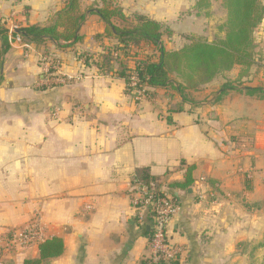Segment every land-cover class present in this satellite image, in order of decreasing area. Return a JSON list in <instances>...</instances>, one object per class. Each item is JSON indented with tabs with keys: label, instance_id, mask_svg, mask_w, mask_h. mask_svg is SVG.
<instances>
[{
	"label": "crops",
	"instance_id": "0c3cea01",
	"mask_svg": "<svg viewBox=\"0 0 264 264\" xmlns=\"http://www.w3.org/2000/svg\"><path fill=\"white\" fill-rule=\"evenodd\" d=\"M209 1L112 0L125 16L142 14L162 24L166 50L179 49L190 37H216L203 26ZM94 2L102 4L81 0L79 38L58 49L51 42L17 43L6 26L52 24L63 0H0L8 46L0 55V264L38 257V243L53 236L64 249L49 264H138L149 258L151 221L146 217L143 227L135 220L132 175L145 168L162 184L181 182V161L193 165V182L187 189L169 188L180 211L168 233L184 250L177 263L163 264L264 258V37L255 44L257 64L236 65L182 92L172 76L167 88L147 87L149 95L135 102L117 75L131 59L98 68L117 39L106 35ZM223 37L219 31L217 38ZM44 47L61 62V73L72 77L68 84L38 86ZM142 52L150 48L144 45ZM82 54L90 56L88 65L75 60ZM34 220L41 231L37 243H6L11 232Z\"/></svg>",
	"mask_w": 264,
	"mask_h": 264
},
{
	"label": "trees",
	"instance_id": "16d2710c",
	"mask_svg": "<svg viewBox=\"0 0 264 264\" xmlns=\"http://www.w3.org/2000/svg\"><path fill=\"white\" fill-rule=\"evenodd\" d=\"M94 3L96 6L93 9L106 24V35L117 39L116 43L105 48L102 60L96 63L102 72L107 69L111 60H119L121 57L131 59V65H122L117 73L124 79L129 94L134 88H167L172 82L173 75L180 80L178 91L182 92L184 88L198 89L210 82L217 74L228 71L236 65L249 68L255 61L253 32L264 18V5L259 0H223L226 20L219 27V31L224 32V37L212 41L201 37H190L188 42L177 50L164 48L161 37L168 30H164L159 22L142 14L125 16L121 7L112 0H102L101 5ZM83 17L81 0H63L62 7L56 11V19L52 24L26 25L18 30L21 38L26 42L39 45L51 42L56 48L64 49L78 40L77 30ZM115 19L120 20L122 24H116ZM4 31L5 29L0 30L2 41L0 55L8 47L7 40L2 34ZM144 45L150 48L147 54L142 52ZM43 51L49 52L46 47ZM78 56L83 58L85 65L89 64V55ZM153 56H156L155 61L152 60ZM132 73L137 77L134 88L130 86ZM250 89L259 90V88ZM145 93L149 95L148 90H145ZM180 165L185 166L184 179L181 182L167 183L168 189H187L192 184L193 165H186L184 161H181ZM132 177L145 183L154 181L161 184L159 179L150 175L145 168L137 170ZM63 249L64 245L60 237L46 238L38 243V257L24 259L23 264H49L52 258L63 252ZM163 263H153L148 257H144L138 264ZM171 263H177V260Z\"/></svg>",
	"mask_w": 264,
	"mask_h": 264
},
{
	"label": "built area",
	"instance_id": "2783aa9c",
	"mask_svg": "<svg viewBox=\"0 0 264 264\" xmlns=\"http://www.w3.org/2000/svg\"><path fill=\"white\" fill-rule=\"evenodd\" d=\"M7 31L13 36V40L22 43L18 28L12 22L7 24ZM75 60L84 64L80 56ZM42 76L38 81L39 87L52 88L59 85H65L70 82L72 77L61 73V62L55 56L44 53L41 58ZM137 77L132 73L130 77V86H136ZM146 87L134 88L132 97L135 102L147 96ZM79 107L77 108V110ZM53 116L58 115L55 110ZM130 206L134 211L135 220L139 226H145L146 217L150 218L148 227L147 246L149 249V259L153 263L171 262L179 260L184 248L177 242L170 239L168 226L180 211V202L165 184H158L154 181L145 183L136 177H132L130 182ZM41 237L40 225L38 220L23 226L20 229L10 233L6 243L16 247H26L39 241Z\"/></svg>",
	"mask_w": 264,
	"mask_h": 264
},
{
	"label": "rangeland",
	"instance_id": "374dc122",
	"mask_svg": "<svg viewBox=\"0 0 264 264\" xmlns=\"http://www.w3.org/2000/svg\"><path fill=\"white\" fill-rule=\"evenodd\" d=\"M261 4L264 5V0H259ZM209 5V6H206ZM204 7H210L208 12V15L204 17L203 19V26L204 30H208V28L211 29V32H214L216 37L213 40L218 39V26L222 24V22H225L226 20V9L223 5V0H210L209 4L207 2L204 4ZM210 12V13H209ZM205 13V12H204ZM1 18H0V24H1ZM213 34V33H212ZM264 37V18L261 20V22L257 25V27L254 29L253 32V39H254V44H259V40H261ZM204 39H207L206 37H202ZM212 41V40H211ZM262 41V40H261ZM256 47V46H255ZM254 55H255V61L254 64H257L261 57H259L260 52L256 51L254 48ZM259 60L257 61V59ZM257 65H255L252 70H255ZM174 76V75H173ZM241 83V82H240ZM255 264H264V258L259 257L258 261L253 262ZM252 263V264H253Z\"/></svg>",
	"mask_w": 264,
	"mask_h": 264
},
{
	"label": "water",
	"instance_id": "95a60500",
	"mask_svg": "<svg viewBox=\"0 0 264 264\" xmlns=\"http://www.w3.org/2000/svg\"><path fill=\"white\" fill-rule=\"evenodd\" d=\"M19 32V30H17Z\"/></svg>",
	"mask_w": 264,
	"mask_h": 264
}]
</instances>
